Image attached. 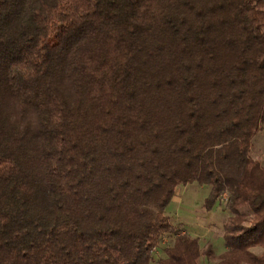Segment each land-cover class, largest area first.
I'll return each instance as SVG.
<instances>
[{
    "label": "trees",
    "instance_id": "16d2710c",
    "mask_svg": "<svg viewBox=\"0 0 264 264\" xmlns=\"http://www.w3.org/2000/svg\"><path fill=\"white\" fill-rule=\"evenodd\" d=\"M262 130L264 0H0V264H151L193 183L215 264H264Z\"/></svg>",
    "mask_w": 264,
    "mask_h": 264
},
{
    "label": "rangeland",
    "instance_id": "374dc122",
    "mask_svg": "<svg viewBox=\"0 0 264 264\" xmlns=\"http://www.w3.org/2000/svg\"><path fill=\"white\" fill-rule=\"evenodd\" d=\"M251 157L264 167V131H260L252 140ZM210 192L209 187L199 186L196 183L181 186L166 209V215L176 228L175 232L164 233L158 246L153 251V261L157 264L160 259L166 258L165 250L172 247L177 235L185 232L199 240L200 248L206 251L213 247L215 257L208 259L203 256L200 264H215L219 254L224 253V224L229 210L226 208L228 195L224 194L210 212H206L203 204ZM259 253V250H255ZM218 253V254H217Z\"/></svg>",
    "mask_w": 264,
    "mask_h": 264
},
{
    "label": "crops",
    "instance_id": "0c3cea01",
    "mask_svg": "<svg viewBox=\"0 0 264 264\" xmlns=\"http://www.w3.org/2000/svg\"><path fill=\"white\" fill-rule=\"evenodd\" d=\"M213 250L215 251L214 247H213ZM224 252H225V248H224ZM217 254H218V253H217ZM219 255H221V254H219ZM219 255H218V256H219Z\"/></svg>",
    "mask_w": 264,
    "mask_h": 264
}]
</instances>
